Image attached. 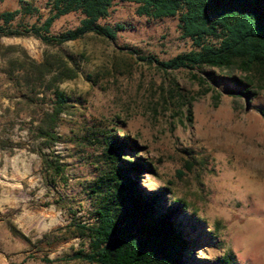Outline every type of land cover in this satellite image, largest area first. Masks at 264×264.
<instances>
[{
  "label": "rangeland",
  "instance_id": "rangeland-1",
  "mask_svg": "<svg viewBox=\"0 0 264 264\" xmlns=\"http://www.w3.org/2000/svg\"><path fill=\"white\" fill-rule=\"evenodd\" d=\"M134 9L115 0L98 21L122 27L113 39L87 34L52 46L0 36V257L7 264H88L69 256L85 246L76 225L92 223L88 186L102 168L101 137L111 132L135 142L127 156L151 165L138 178L142 191L156 194L159 209L178 205L174 219L195 237L187 253L194 264H218L223 256V264H264V81L251 70V84L235 87L225 70H161L140 60H166L191 43L179 37L176 16L153 20ZM14 10L20 13L10 28L38 24L48 1L0 0V13ZM81 18L61 16L50 33L73 29ZM44 56L77 67L75 77L57 83L67 107L54 128L60 139L48 148L35 126L50 111L49 90L38 84L29 91L8 76ZM39 152L58 158L63 180L43 176Z\"/></svg>",
  "mask_w": 264,
  "mask_h": 264
},
{
  "label": "trees",
  "instance_id": "trees-1",
  "mask_svg": "<svg viewBox=\"0 0 264 264\" xmlns=\"http://www.w3.org/2000/svg\"><path fill=\"white\" fill-rule=\"evenodd\" d=\"M48 15L38 24L10 28L20 10L35 13L22 5L20 10L0 13V36L35 37L46 45L58 46L92 34L113 39L122 27L98 24L108 16L115 0H47ZM135 5L134 15L159 20L177 17L181 39H187L191 48L166 60L141 56L140 60L154 63L161 70L178 68H215L225 70L227 79L235 87L251 84L248 73L255 70L264 81V0H121ZM78 13L81 19L70 30L50 33L52 23L61 16ZM39 20V19H38ZM70 59V58H69ZM59 61V62H58ZM53 62L49 56L25 68L24 74L8 72L11 80L31 91L38 84L49 90V112H43L36 135L43 145L50 147L60 136L54 132L60 114L67 107V98L58 88L62 79L76 75V64ZM233 70L243 73L236 77ZM248 88L243 95H248ZM23 96L25 94H22ZM264 116V109L258 110ZM102 168L89 184L93 198L92 223L77 224L85 246L77 249L69 259L88 264H194L187 253L195 242L173 217L178 205L159 209L156 194L142 191L138 178L151 172V165L141 158L127 156L136 148L128 136L106 132L101 140ZM40 170L44 177L56 175L63 180L62 164L52 154L38 153ZM227 257L216 259L223 264Z\"/></svg>",
  "mask_w": 264,
  "mask_h": 264
},
{
  "label": "crops",
  "instance_id": "crops-1",
  "mask_svg": "<svg viewBox=\"0 0 264 264\" xmlns=\"http://www.w3.org/2000/svg\"><path fill=\"white\" fill-rule=\"evenodd\" d=\"M0 264H7V261L0 257Z\"/></svg>",
  "mask_w": 264,
  "mask_h": 264
}]
</instances>
